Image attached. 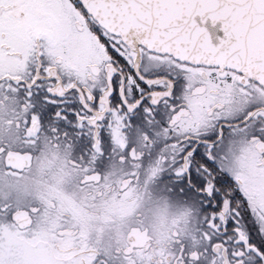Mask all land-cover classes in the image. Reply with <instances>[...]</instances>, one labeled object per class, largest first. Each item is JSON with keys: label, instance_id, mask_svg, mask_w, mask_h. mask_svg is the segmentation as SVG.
<instances>
[{"label": "snow or ice", "instance_id": "6c2138e0", "mask_svg": "<svg viewBox=\"0 0 264 264\" xmlns=\"http://www.w3.org/2000/svg\"><path fill=\"white\" fill-rule=\"evenodd\" d=\"M0 264H264V0H0Z\"/></svg>", "mask_w": 264, "mask_h": 264}, {"label": "flooded vegetation", "instance_id": "af4514ba", "mask_svg": "<svg viewBox=\"0 0 264 264\" xmlns=\"http://www.w3.org/2000/svg\"><path fill=\"white\" fill-rule=\"evenodd\" d=\"M68 182L65 181V184ZM147 208L149 220L157 223L171 224L179 220L183 213V208L174 200L167 203L164 200L153 201Z\"/></svg>", "mask_w": 264, "mask_h": 264}, {"label": "water", "instance_id": "95a60500", "mask_svg": "<svg viewBox=\"0 0 264 264\" xmlns=\"http://www.w3.org/2000/svg\"><path fill=\"white\" fill-rule=\"evenodd\" d=\"M211 31H212V30L210 29V33H211ZM216 35H219V33H216Z\"/></svg>", "mask_w": 264, "mask_h": 264}]
</instances>
